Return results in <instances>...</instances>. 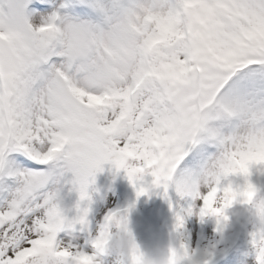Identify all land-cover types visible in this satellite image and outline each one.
I'll list each match as a JSON object with an SVG mask.
<instances>
[{
	"label": "snow or ice",
	"instance_id": "1",
	"mask_svg": "<svg viewBox=\"0 0 264 264\" xmlns=\"http://www.w3.org/2000/svg\"><path fill=\"white\" fill-rule=\"evenodd\" d=\"M32 2L0 0V181L14 180L0 200V264H95L102 225L94 254L65 232L85 223L80 202L105 163L134 186L151 176L165 195L171 185L202 202L201 217L227 219L251 195L231 176L201 187L217 156L187 166L204 142L237 174L264 160V0H80L95 18L75 22L37 20ZM66 185L79 195L71 220ZM252 237L264 264V231Z\"/></svg>",
	"mask_w": 264,
	"mask_h": 264
},
{
	"label": "rangeland",
	"instance_id": "2",
	"mask_svg": "<svg viewBox=\"0 0 264 264\" xmlns=\"http://www.w3.org/2000/svg\"><path fill=\"white\" fill-rule=\"evenodd\" d=\"M30 11L39 14L37 20L47 18L53 13H56L61 21L68 19L75 22L95 18L92 10L86 4L80 3V0H33ZM223 131L228 133L230 129L225 128ZM219 151L212 143H201L191 154L193 159L187 166L188 170L199 171L203 163L218 156ZM12 160H20L19 155L13 156ZM102 169L96 174L94 183L89 185V199L80 202V209H87L88 212L85 223L65 232L67 239L85 253H95L92 241L99 234L105 216L109 212L122 209L124 211L119 214L127 216L129 229L138 247L150 258L166 255L170 247L179 250L183 246L190 253H195L200 264H258L252 237L255 224L242 212L239 203L225 211V215L229 217L225 224L214 216L201 217L199 209L202 202H199L201 205L194 212L197 214L196 218L193 217L188 230L182 234L181 229L177 230L176 227L178 204L177 192L173 186H169L165 195L162 187L150 186L153 179L151 176H145L143 182L134 186L124 170H117L109 163H105ZM250 173L249 181L258 188L259 197L264 198V165L253 166ZM229 181L234 188L244 187L241 177L231 176ZM142 186L147 189L146 194L138 197L137 192ZM4 187H14V180L4 178L0 181V196ZM7 195L6 191L4 198ZM78 201L79 195L70 190V185L61 188L58 203L70 220L79 214L76 210ZM194 201L190 196H183L182 203H187L190 207ZM115 259L114 254H105L100 256L98 261L102 264H115ZM182 264L188 262L184 261Z\"/></svg>",
	"mask_w": 264,
	"mask_h": 264
},
{
	"label": "clouds",
	"instance_id": "3",
	"mask_svg": "<svg viewBox=\"0 0 264 264\" xmlns=\"http://www.w3.org/2000/svg\"><path fill=\"white\" fill-rule=\"evenodd\" d=\"M259 163L260 165H264V160ZM253 166L250 167V170ZM250 170L247 176L237 174L233 170L231 156L221 152L214 161L207 164L206 169L199 174L198 179L201 187H207L221 177L223 179H228L229 176L243 178L244 187H247L249 184L252 186L251 195L242 200H236L227 209L239 203L242 212L251 218L258 230L264 231V198L259 197L258 188L249 181ZM184 191L185 194H189L192 192V187L185 186ZM226 217L227 219L221 218L225 224L229 219L228 216ZM101 231L104 234L103 245L96 250L95 264H102V262L98 261V258L105 254H114L116 257L115 264H182L184 261H187L188 264H200L195 253L186 255L183 248L177 250L170 247L166 255L162 254L158 258L148 257L138 247L129 229L127 216H118L111 221L104 222Z\"/></svg>",
	"mask_w": 264,
	"mask_h": 264
},
{
	"label": "bare ground",
	"instance_id": "4",
	"mask_svg": "<svg viewBox=\"0 0 264 264\" xmlns=\"http://www.w3.org/2000/svg\"><path fill=\"white\" fill-rule=\"evenodd\" d=\"M34 14L36 16V19H38L39 14L38 13H34ZM13 162L16 163V164H19L20 160H14ZM7 179H9V178H7ZM6 190L7 189L4 187V189L2 191V195L0 196V200H2L5 197ZM182 200H183V197H181L180 195L177 194V197H176V202L178 204V206H177V209H178L177 214L182 216L183 219H184V225L181 228V232H182V234H184L185 231L188 230V226L191 223L193 217L196 218L197 214L195 215L194 212H195V210H197L198 206L201 205V203H199L198 201L195 200L194 203L192 205H190V207H189V205L187 204L188 201H187V203L183 204ZM190 208L192 209V215L191 216L187 215L188 209H190ZM189 230L191 231V229H189ZM190 244H191V240L187 243V246L190 247Z\"/></svg>",
	"mask_w": 264,
	"mask_h": 264
}]
</instances>
